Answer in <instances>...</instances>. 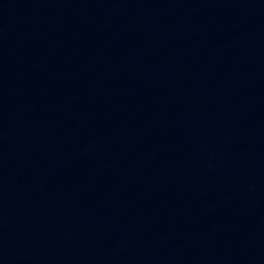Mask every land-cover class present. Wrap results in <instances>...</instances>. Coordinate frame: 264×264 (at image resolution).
Segmentation results:
<instances>
[{
    "label": "water",
    "instance_id": "1",
    "mask_svg": "<svg viewBox=\"0 0 264 264\" xmlns=\"http://www.w3.org/2000/svg\"><path fill=\"white\" fill-rule=\"evenodd\" d=\"M0 264H264V0H0Z\"/></svg>",
    "mask_w": 264,
    "mask_h": 264
}]
</instances>
